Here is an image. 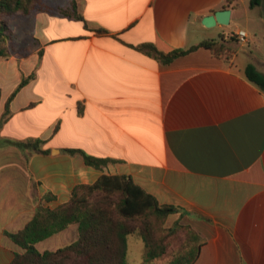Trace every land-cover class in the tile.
Segmentation results:
<instances>
[{
    "label": "crops",
    "instance_id": "0c3cea01",
    "mask_svg": "<svg viewBox=\"0 0 264 264\" xmlns=\"http://www.w3.org/2000/svg\"><path fill=\"white\" fill-rule=\"evenodd\" d=\"M249 1L75 0L81 21L45 10L29 19L27 47L0 57V121L9 111L0 125V264L22 252L7 234L38 205L55 209L102 175L130 176L178 208L167 220L198 237L194 264H264V92L244 76L249 58L264 74V13ZM222 9L228 25H202ZM239 30L245 44L231 39ZM204 40L223 42L227 54L199 48L164 65L138 49L169 53ZM35 139L47 154L30 148ZM66 149L115 162L98 170ZM52 239L74 242L77 225L37 250H56H40Z\"/></svg>",
    "mask_w": 264,
    "mask_h": 264
},
{
    "label": "trees",
    "instance_id": "16d2710c",
    "mask_svg": "<svg viewBox=\"0 0 264 264\" xmlns=\"http://www.w3.org/2000/svg\"><path fill=\"white\" fill-rule=\"evenodd\" d=\"M262 1L250 0L249 7H260ZM36 3L37 0H0V57L8 55V27L5 17L16 13L28 15ZM67 16L83 20L77 13L75 0H71V13ZM97 32L102 33L105 30ZM221 40L224 38L221 37ZM199 48L209 51L216 58L228 52L223 42L211 40H204L186 50H174L169 53L158 51L148 44L138 47L140 51L164 65ZM244 76L264 92V74L254 65L248 64L244 68ZM32 77L31 75L23 78L10 98ZM8 114L7 104L0 125L6 121ZM42 144L43 141L39 139L29 142L33 151L47 154V150L41 149ZM65 152L70 155L79 154L87 166L98 170L115 162L91 156L79 149H66ZM50 199L52 198H45ZM177 212L178 208L174 206L159 205L157 200L136 185L130 176L102 175L93 184L76 186L70 200L55 209L38 205L33 218L22 230L7 234L22 250L21 253L14 254L10 264H128V238L134 235L139 236L144 244L143 264H155L168 252L166 237L180 231L187 233L185 245L169 258L166 264H194L199 254L200 242L190 227L176 223L175 227L168 229L166 236L162 237L160 224ZM72 225H77V239L74 242L56 250H37V243Z\"/></svg>",
    "mask_w": 264,
    "mask_h": 264
},
{
    "label": "rangeland",
    "instance_id": "374dc122",
    "mask_svg": "<svg viewBox=\"0 0 264 264\" xmlns=\"http://www.w3.org/2000/svg\"><path fill=\"white\" fill-rule=\"evenodd\" d=\"M41 10H45L49 13H60V14L68 15L69 13H71V0H37V3L35 4V6L32 8V10L30 11L28 15L16 13L12 16L5 17V21L8 27L7 29L8 40H7L6 48L9 50V52H13V50L19 49V48L23 49L25 46L27 47L28 38L26 36L29 33L28 32L29 27H30L29 19L32 18V16L36 12L41 11ZM235 38L236 37L234 35L231 37V39H235ZM261 53L262 54L264 53V49L261 51ZM249 59H250V62L254 63L255 65H258V61H256V59H252V58H249ZM259 66H262V65L259 64ZM176 223H179V221L174 222L171 219L167 220L166 218L165 221L160 224V229L163 230L162 237L166 236V234L168 233V229L175 227ZM159 234L160 232H158V235ZM186 234L187 233H185V231H180L178 233H173L170 236H167L166 242L168 244V252L164 257H162L161 260L157 261L155 264L168 263V259L173 257V255L176 252H179L181 247L185 245L184 240H185ZM129 239H130L129 241L130 251L128 255V264H143V259L140 254L141 253L140 237L137 235H134V236H130ZM54 241L55 240L52 239L50 240V242L40 245V250L58 248L60 246H63L66 243V241H58L56 243H54ZM133 242H135L137 246L132 245Z\"/></svg>",
    "mask_w": 264,
    "mask_h": 264
},
{
    "label": "water",
    "instance_id": "95a60500",
    "mask_svg": "<svg viewBox=\"0 0 264 264\" xmlns=\"http://www.w3.org/2000/svg\"><path fill=\"white\" fill-rule=\"evenodd\" d=\"M263 13H264V0L262 1ZM229 9H222L214 12L211 15L204 17L201 21L202 25L207 28L213 27L216 24L228 25L229 24Z\"/></svg>",
    "mask_w": 264,
    "mask_h": 264
},
{
    "label": "built area",
    "instance_id": "2783aa9c",
    "mask_svg": "<svg viewBox=\"0 0 264 264\" xmlns=\"http://www.w3.org/2000/svg\"><path fill=\"white\" fill-rule=\"evenodd\" d=\"M235 36L240 43L245 44L247 42V34L245 31L239 30L236 32Z\"/></svg>",
    "mask_w": 264,
    "mask_h": 264
}]
</instances>
